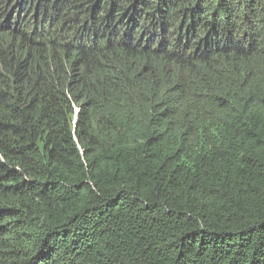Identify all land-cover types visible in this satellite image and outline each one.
<instances>
[{
    "label": "trees",
    "instance_id": "16d2710c",
    "mask_svg": "<svg viewBox=\"0 0 264 264\" xmlns=\"http://www.w3.org/2000/svg\"><path fill=\"white\" fill-rule=\"evenodd\" d=\"M0 264H264V0H0Z\"/></svg>",
    "mask_w": 264,
    "mask_h": 264
}]
</instances>
